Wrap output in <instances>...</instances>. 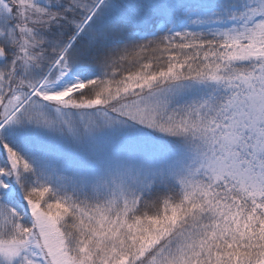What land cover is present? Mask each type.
I'll use <instances>...</instances> for the list:
<instances>
[{
  "label": "snow or ice",
  "instance_id": "obj_1",
  "mask_svg": "<svg viewBox=\"0 0 264 264\" xmlns=\"http://www.w3.org/2000/svg\"><path fill=\"white\" fill-rule=\"evenodd\" d=\"M0 264H264V0H0Z\"/></svg>",
  "mask_w": 264,
  "mask_h": 264
}]
</instances>
